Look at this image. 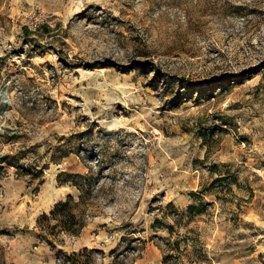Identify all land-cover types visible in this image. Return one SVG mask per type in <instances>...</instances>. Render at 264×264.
Instances as JSON below:
<instances>
[{"label":"rangeland","instance_id":"obj_1","mask_svg":"<svg viewBox=\"0 0 264 264\" xmlns=\"http://www.w3.org/2000/svg\"><path fill=\"white\" fill-rule=\"evenodd\" d=\"M168 225L264 264V0H0V264H161Z\"/></svg>","mask_w":264,"mask_h":264},{"label":"trees","instance_id":"obj_2","mask_svg":"<svg viewBox=\"0 0 264 264\" xmlns=\"http://www.w3.org/2000/svg\"><path fill=\"white\" fill-rule=\"evenodd\" d=\"M80 176L81 175H77V177ZM217 180H219V178L215 179V181ZM79 187L81 186L79 185ZM84 192L85 191H82V193ZM79 198L82 199L83 198L82 195ZM71 200H72V195L68 194L64 201H60L55 205V207L51 211V215L57 220L54 226H60L62 230H65L72 234H76L79 228L81 227V223L80 220L78 219L77 214L73 211V207L70 204ZM206 203L207 202H204L201 199L198 204H190L186 206L184 212L182 213L176 212V213L177 215L187 214L191 217L195 215H200L204 212L203 207ZM156 222L158 221L156 220ZM166 228L168 229L170 235L162 239L164 253L161 258V264H180L181 256H183L184 254L183 250L180 249L181 238H179V236H176L174 239H172L171 236V234H173L172 225H168ZM186 238L187 237L183 238L182 241H185ZM197 240L198 238L196 237L193 238V241H195V243ZM199 250L194 248L192 252H194V255L196 258H198V261H202L203 259L201 258H203L204 255H201L200 252H198ZM61 260H62L61 264H90L89 262L90 251L84 247L79 251H73L71 253H62Z\"/></svg>","mask_w":264,"mask_h":264},{"label":"built area","instance_id":"obj_3","mask_svg":"<svg viewBox=\"0 0 264 264\" xmlns=\"http://www.w3.org/2000/svg\"><path fill=\"white\" fill-rule=\"evenodd\" d=\"M47 20L46 12L41 8H32L29 12L25 14L26 25L35 30L40 24ZM112 238V234L109 236Z\"/></svg>","mask_w":264,"mask_h":264}]
</instances>
